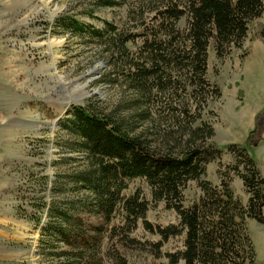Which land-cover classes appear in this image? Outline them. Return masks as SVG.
I'll list each match as a JSON object with an SVG mask.
<instances>
[{
	"label": "rangeland",
	"instance_id": "1",
	"mask_svg": "<svg viewBox=\"0 0 264 264\" xmlns=\"http://www.w3.org/2000/svg\"><path fill=\"white\" fill-rule=\"evenodd\" d=\"M101 1L0 0V264H78L77 248L42 236L43 227L51 223L52 203L84 198L68 185L58 188L64 177L85 170L88 163L84 153L69 150L72 141L62 127L73 106L90 107L148 144L160 138L144 120L143 113L150 110L146 99L116 67L112 48L106 45L108 34L99 39L74 35L56 21L76 19L97 29L107 22L128 36L152 27L167 0H112L118 4L114 9L99 8ZM186 24L184 18L178 28L184 31ZM263 26L264 16L251 24L243 48L233 49L224 60L209 48V79L221 89L222 99L209 105L214 116L206 118L215 129L213 143L225 154L231 145L246 148L264 177V143L254 148L247 144L255 118L264 112V40L256 37ZM139 45L129 44L128 53L132 56ZM236 77L243 78L240 85H235ZM159 122L154 119V124ZM216 168L210 165L203 179L213 186L219 185ZM136 190L151 199L143 182L131 183L127 195ZM234 190L246 205L242 181H235ZM201 196L197 184H190L185 206ZM77 219L83 222L88 264H169L168 254L183 249L184 236L164 243L157 233L158 227L179 224L164 204L150 202L146 219L132 234L121 231L122 216L112 223L102 214L84 213ZM247 227L256 263L264 264V226L249 220Z\"/></svg>",
	"mask_w": 264,
	"mask_h": 264
},
{
	"label": "trees",
	"instance_id": "2",
	"mask_svg": "<svg viewBox=\"0 0 264 264\" xmlns=\"http://www.w3.org/2000/svg\"><path fill=\"white\" fill-rule=\"evenodd\" d=\"M97 6L114 9L118 4L105 0ZM263 16L262 0H167L152 27L128 36L107 22L104 29H97L76 19H58L57 27L67 33L95 39L108 34L106 45L112 48L116 67L130 88L146 99L150 110L143 113L144 120L160 138L148 144L90 107L73 106L62 127L72 141L69 150L84 153L88 163L85 170L64 177L58 188L68 185L84 198L52 203L51 223L43 227L42 236L77 248L78 264H88L83 222L77 216L102 214L111 223L122 216L121 231L132 234L152 202L164 204L179 221L157 228L162 241L185 237L182 251L168 254L169 264H257L247 223L253 220L264 226L261 168L246 148L231 145L226 154L220 150L206 117L214 116L209 105L222 99L221 89L209 79V48L214 47L219 61L226 59L233 49L243 48L251 24ZM184 18L186 29L181 31L178 24ZM256 37L264 40V26ZM137 42L131 56L128 45ZM157 117L161 122L154 124ZM263 142L264 112L255 118L248 148ZM212 164L217 166L218 186L203 180ZM236 180L243 183L246 205L235 195ZM135 181L146 185L150 200L140 190L127 195ZM192 183L202 196L186 207L185 191Z\"/></svg>",
	"mask_w": 264,
	"mask_h": 264
},
{
	"label": "crops",
	"instance_id": "3",
	"mask_svg": "<svg viewBox=\"0 0 264 264\" xmlns=\"http://www.w3.org/2000/svg\"><path fill=\"white\" fill-rule=\"evenodd\" d=\"M240 76L242 77L243 75L241 74ZM234 82H235V85H240L243 82V78L236 77Z\"/></svg>",
	"mask_w": 264,
	"mask_h": 264
},
{
	"label": "water",
	"instance_id": "4",
	"mask_svg": "<svg viewBox=\"0 0 264 264\" xmlns=\"http://www.w3.org/2000/svg\"><path fill=\"white\" fill-rule=\"evenodd\" d=\"M68 114H69V110H68V112H66V113H65V115H64V116H67Z\"/></svg>",
	"mask_w": 264,
	"mask_h": 264
},
{
	"label": "bare ground",
	"instance_id": "5",
	"mask_svg": "<svg viewBox=\"0 0 264 264\" xmlns=\"http://www.w3.org/2000/svg\"><path fill=\"white\" fill-rule=\"evenodd\" d=\"M85 98V97H84ZM80 99H82V97L80 98ZM70 113V112H69Z\"/></svg>",
	"mask_w": 264,
	"mask_h": 264
}]
</instances>
